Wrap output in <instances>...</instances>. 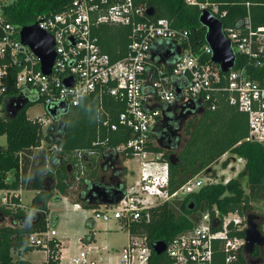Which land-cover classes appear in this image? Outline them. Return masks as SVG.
I'll return each instance as SVG.
<instances>
[{"label":"built area","instance_id":"1","mask_svg":"<svg viewBox=\"0 0 264 264\" xmlns=\"http://www.w3.org/2000/svg\"><path fill=\"white\" fill-rule=\"evenodd\" d=\"M13 1L0 0V96L10 81L20 91L18 97L31 100L33 92L35 100L31 101H40L46 111L61 104L67 109L75 107L82 99L94 96L98 98L99 125L97 141L92 145L105 146L111 134L130 133L125 143L109 150L138 161L137 179L129 186L124 185L123 196L116 205L93 208L91 222L114 221L127 230V242L116 255V264H150L152 250L144 236L131 233V225L159 204L182 201L206 184L218 182L216 176L199 174L175 191H169L168 162L162 160L160 153L149 150L150 146H157L152 128L161 120L162 109L195 103L197 109L214 111L224 98L230 106L247 115L248 140L264 144V74L256 80L246 68L235 67L221 73L210 60L211 50L207 44L193 50L187 30L171 27L166 19L141 21L146 10L132 0L113 3L73 0L62 12L40 15L33 23L51 36L54 43V61L50 73L45 75L39 59L21 42L22 27L10 23L5 16L4 8ZM185 2L197 5L200 11H209L220 21L226 14L215 3ZM104 25L130 28L126 53L120 60L112 61L98 43L96 31ZM222 33L235 56L244 55L256 70L264 67V26L254 27L247 15L237 27L222 26ZM162 42L173 43L172 52L174 47L181 50L180 56L175 54L166 66L150 61L151 51L159 56L165 53L166 49L156 45ZM202 56L208 59L201 61ZM66 82L71 85L67 86ZM176 89L180 91L178 96ZM105 97L121 104L123 110L112 117L104 106ZM10 100L3 97L4 105ZM1 108L2 105L0 112ZM47 116L48 119L34 120L44 129L51 119L48 111ZM102 136L103 141H98ZM94 154L95 151L75 152L72 165L75 183L84 176L88 157ZM226 157L225 154L221 158ZM234 162L244 166V160L236 158L227 167ZM230 179L222 183L227 184ZM0 203L6 204V197ZM72 206L81 207L79 203ZM243 229H246V216L237 211L221 214L213 207L201 214L192 229L170 240L160 256H165V264H214L215 253L221 251L225 264H231L245 244L244 237L238 235ZM55 236V231L47 224L46 231L31 234L28 241L47 253L48 243L56 239ZM101 251L107 255V262ZM110 251L106 247L87 246L68 259L67 264H111ZM56 259L59 264L66 261L61 253Z\"/></svg>","mask_w":264,"mask_h":264},{"label":"trees","instance_id":"2","mask_svg":"<svg viewBox=\"0 0 264 264\" xmlns=\"http://www.w3.org/2000/svg\"><path fill=\"white\" fill-rule=\"evenodd\" d=\"M73 0H14L5 7V16L12 24L21 27L31 26L40 15L59 13L68 8ZM113 3L117 0H108ZM136 6L152 8L155 14L144 17L141 21L152 22L166 19L170 26L187 30L191 48L197 50L206 45V29L199 23L200 9L189 5L185 0H132ZM197 3H215L220 11H225L221 19L224 27H237L249 15L254 27L264 26V0H195ZM130 28L124 26H101L97 31L98 43L103 52L112 61L120 60L126 53ZM159 48H167V43H157ZM202 56L201 61L207 60ZM235 69L246 68L253 79L258 80L264 74V67L256 70L248 59L241 54L235 56ZM20 91L9 82L6 91L0 96V136L6 139V145H0V191H6V204L0 203V222L9 219L7 224L0 223V264H29L25 255L32 251H45L30 244L31 234L46 231L48 203L59 201L62 197L72 195L75 190V203L81 207L88 206L81 202L85 191L92 184L103 181L106 158L116 154L117 146L130 138L129 132L111 134L105 146H93L97 141L98 98L91 96L80 101L78 106L70 107L62 120L50 119L43 126L36 120H29L26 111L36 101L29 103L16 117L6 113L3 97L14 99ZM31 101V100H29ZM32 102V101H31ZM104 106L114 117L123 110V106L113 99L105 97ZM181 135L171 144L169 150L150 146L149 150L162 155L168 162L170 173L169 191L173 192L189 179L203 174L215 177L211 166L223 155V169L236 158L244 160L241 172L227 184L217 182L206 184L199 191L188 194L182 201L165 202L150 209L147 215L131 225V233L146 238L147 246L152 250L158 242L169 243L178 234L192 229L202 213L215 207L221 214L239 212L246 216L253 212L251 202L264 197V144L248 140V118L222 98L214 111L202 109L200 113L186 121L180 130ZM154 134V133H153ZM156 141V135H153ZM103 136L100 142L103 141ZM175 150H172V149ZM110 149V150H109ZM76 151H95L89 156L84 176L78 183L72 179V165ZM122 160L132 159L121 156ZM172 162L170 163V158ZM105 158V159H103ZM103 166V167H102ZM209 173L211 175H209ZM242 179L246 180L245 192ZM121 187H124L122 183ZM20 190L36 191L31 202L21 207L18 194ZM88 233L84 243L94 240L95 224L89 219L86 223ZM261 230V228H260ZM244 237V229L238 233ZM61 246L58 240L48 243V252L44 264H59ZM259 256L256 249L250 256L253 260ZM165 256L151 254L150 264H165ZM214 264H225V255L217 251ZM231 264H250L243 256L242 250Z\"/></svg>","mask_w":264,"mask_h":264},{"label":"water","instance_id":"3","mask_svg":"<svg viewBox=\"0 0 264 264\" xmlns=\"http://www.w3.org/2000/svg\"><path fill=\"white\" fill-rule=\"evenodd\" d=\"M145 14L147 17H152L155 14V11L152 8H148L146 9ZM198 20L201 26L206 29L205 41L211 50V62L219 67L221 73H227L234 67L235 54L231 49L229 41L222 33V22L213 17L207 10L201 11ZM20 37L22 44L28 46L34 55L39 59L43 74H49L55 57L52 37L40 30L36 23L31 26L22 27ZM172 49L173 43H167V48L163 55L159 56L155 52L151 51L150 61L156 62L158 65L166 66L167 62H169L175 54L178 56L181 54L179 47H174V52L171 51ZM157 57L158 60H156ZM66 85L70 86L71 84L66 82ZM175 92L177 96L180 93L179 89H176ZM33 102L36 101L31 102L27 98L19 96L11 99L5 105V111L11 116V118H14L29 103ZM11 108H14L15 111L12 112ZM67 110L68 109L65 104H61L52 109L47 108V111L52 119L55 118L57 112H61L65 115ZM200 111V109H197L195 103H187L180 106L177 105L176 107L169 106L162 109L161 120L152 128V132L156 135L157 146L161 149L169 150L171 142L176 139L179 140L181 130V125L174 126L171 124L172 121L180 118L187 121L193 113L199 114ZM174 113L177 114L176 119L174 118ZM158 128H163V131ZM165 141L167 145L164 144ZM108 161L111 162L109 159ZM169 161L170 163L172 162V157ZM110 165L113 166L111 163ZM116 179L117 183L113 185L112 189H108L104 185V178L102 183L92 184L86 189L84 196L81 198V202L86 204L88 208L116 205L123 196V188L121 187L122 183L119 176L116 177ZM263 222L264 218L259 215L253 213L246 215V229L244 231L245 244L243 246L242 253L247 262L250 264L262 263V256L264 254V235L260 228L261 225L264 224ZM165 249L166 244L164 242H158L152 248L154 254L157 256L163 254ZM255 249L259 250V257L252 260L250 256Z\"/></svg>","mask_w":264,"mask_h":264},{"label":"rangeland","instance_id":"4","mask_svg":"<svg viewBox=\"0 0 264 264\" xmlns=\"http://www.w3.org/2000/svg\"><path fill=\"white\" fill-rule=\"evenodd\" d=\"M31 100H35V94L32 92L30 96ZM26 115L29 120H34L38 117H45L48 119L46 108L42 105V103H35L32 107H30L26 111ZM181 145L183 144V135L181 134ZM0 145H6V139L4 136H0ZM224 159H219L216 163H214L211 168L215 171L216 180L218 182H223L226 178H235L237 173L242 171L243 164L234 162L231 167H227L225 169L222 168L221 163ZM112 164V163H111ZM126 174L123 177V182L125 186H129L131 183H134L137 179V171L139 168V163L136 159H128L124 162ZM113 166L108 165L106 170L107 172H103V177L108 178L111 175V171ZM104 170V171H106ZM130 170L133 172L130 173ZM110 171V173H109ZM209 175H211L209 173ZM206 176V175H203ZM242 185L245 192L248 189L245 186L246 180L242 179ZM76 189V188H75ZM72 189L71 197H75V190ZM6 191H0V202H3V198L6 197ZM19 196V195H18ZM33 196V192L31 191H22L21 193V202L23 205H28L31 202V197ZM68 205L65 204L64 200L56 203H50V216L51 219L49 221V227L51 230L55 231L56 239L61 238L63 240V248H64V257L66 261H62L61 264H67V260L72 258L76 253L85 250L87 246H95L97 248H109L111 264H116L117 258L116 255L120 252L121 248L126 245L128 232L125 229H122L120 224L109 221L107 223L96 221L94 228V240L85 245L82 239L88 233V229L86 227V223L89 219L92 218V210L93 208H83L73 209L71 207L72 202L67 199ZM253 208V214L259 215L264 218V197L259 201L251 202ZM25 207V206H24ZM10 220L4 219L2 220V224H7ZM264 223V222H263ZM261 231L264 235V224L261 225ZM83 245V246H82ZM264 251V249H263ZM102 257L105 262L107 255L105 252H102ZM46 257V251H35L30 254L28 258L31 259L33 264H43V261ZM262 262L264 264V254H263ZM262 264V263H261Z\"/></svg>","mask_w":264,"mask_h":264},{"label":"crops","instance_id":"5","mask_svg":"<svg viewBox=\"0 0 264 264\" xmlns=\"http://www.w3.org/2000/svg\"><path fill=\"white\" fill-rule=\"evenodd\" d=\"M158 60V59H157ZM103 159H105V158H103ZM108 159L111 161V162H109L108 161ZM128 160V159H127ZM106 165H105V169L107 168V166L108 165H110V163H112L113 164V169H116L118 172H119V178H120V180H121V183H124L123 182V177L125 176V174H126V169H125V165H124V162L125 161H123L122 160V157L119 155H115V156H112V155H110V156H108L107 158H106ZM104 168V167H103ZM110 171H111V169H109ZM109 171V172H110ZM130 173H132L133 174V172L130 170ZM118 176H116V177H118ZM22 191H24V190H20V191H18V192H16V194H18L19 195V197H21V193H22ZM26 191H31V190H26ZM31 192H33V196L31 197V199L34 197V195L36 194V191H31ZM67 199L68 200H70L71 202H72V205L75 203V201H74V197L72 198L71 197V195L70 196H67V197H62L59 201H56V202H60V201H62V200H64V202H65V204L66 205H68V202H67ZM19 200H20V203H21V207H26V206H28V205H23L22 204V202H21V198H19ZM56 202H49L48 203V211H49V213H48V216H47V223H48V225H49V221H50V219H51V216H50V209H49V204L50 203H56ZM71 205V207L73 208V206ZM74 209V208H73ZM56 237V236H55ZM56 240H58L59 241V243H60V246H61V254H63V256H64V248H63V246H64V244H63V240L61 239V238H57ZM32 252H35V251H32ZM32 252H30V253H28L27 255H25V257H24V260H26V261H28L29 262V264H33L32 263V261H31V259L30 258H28L27 259V257L30 255V254H32ZM46 256H47V253H46ZM45 261H46V257H45V260L43 261V264L45 263Z\"/></svg>","mask_w":264,"mask_h":264},{"label":"flooded vegetation","instance_id":"6","mask_svg":"<svg viewBox=\"0 0 264 264\" xmlns=\"http://www.w3.org/2000/svg\"><path fill=\"white\" fill-rule=\"evenodd\" d=\"M12 109V112H14L15 111V109L14 108H11ZM177 113V112H176ZM176 113H174V118L176 119V117H177V114ZM198 114H194L193 113V115H191L188 119H187V121L188 120H190V119H192V118H194V117H196ZM63 114L61 113V112H57V114H56V116H55V118H53L54 120H57V121H60V120H62V118H63ZM186 121L184 120V119H182V118H180V119H178V120H174V121H172V125H176V126H180L181 125V127H182V125L185 123ZM159 130H161V131H163V128H158ZM160 131V132H161ZM173 142V141H172ZM164 144L165 145H167V143H166V141L164 142ZM171 145H173V147L175 148V142H173ZM172 149V150H175V149ZM102 170H103V172H107V170L105 169V168H102ZM104 170H106V171H104ZM110 173V172H109ZM111 176L110 177H108V178H104V185L108 188V189H112V187H113V185L115 184V183H117V179H116V177L115 176H118L119 175V172L116 170V169H111V174H110ZM256 250V249H255ZM258 252H259V250H258ZM259 256H257L255 259H257ZM262 264H263V262H262Z\"/></svg>","mask_w":264,"mask_h":264}]
</instances>
